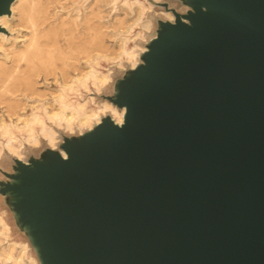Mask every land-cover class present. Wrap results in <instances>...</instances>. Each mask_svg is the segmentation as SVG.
Masks as SVG:
<instances>
[{
    "label": "water",
    "instance_id": "water-1",
    "mask_svg": "<svg viewBox=\"0 0 264 264\" xmlns=\"http://www.w3.org/2000/svg\"><path fill=\"white\" fill-rule=\"evenodd\" d=\"M159 4L173 20L101 94L122 122L1 171L38 264H264V0Z\"/></svg>",
    "mask_w": 264,
    "mask_h": 264
},
{
    "label": "bare ground",
    "instance_id": "bare-ground-1",
    "mask_svg": "<svg viewBox=\"0 0 264 264\" xmlns=\"http://www.w3.org/2000/svg\"><path fill=\"white\" fill-rule=\"evenodd\" d=\"M100 1L93 0L85 13L82 19L83 35L79 33L78 42L74 41L77 38L74 36L77 25L73 18L67 20L62 17L57 25L38 28L39 22L46 18L47 0H14L9 14L0 15V51L4 52V59L10 58L13 62L12 65H7L0 57V102L5 103L7 111H11L9 118H15L16 124L26 126L10 132L4 119L0 118V125L5 128L6 133L0 135V163L6 156L25 161L26 148L36 149L41 139L46 141L49 148L56 149L59 142L57 129L63 130L67 135L80 134L99 123L105 115H109L118 124L122 122L123 108L118 109L106 99L97 101L86 94L91 89L96 95L106 93L113 80V69L122 71L138 64L140 53L145 50V43L154 36L146 34L152 27L151 19L146 17L152 6L147 0H126L136 5V16L127 19V8L120 6L112 20L115 24H110L108 28L101 23L103 15ZM102 1L109 3V0ZM152 1L158 3L161 0ZM156 14L164 20H173L172 13L164 9ZM137 18V22L131 26ZM137 25L140 30L131 35ZM16 26L25 27L28 34L21 35V38L8 36L7 33ZM129 27L128 37L123 42L118 40L116 49L113 50L106 44V36L112 37L116 31L124 33ZM60 31L68 39L64 48L56 42ZM16 41L22 42L21 47L16 46ZM96 56L107 57L95 61L92 64L93 70L88 66L76 67L78 81L68 88L65 95L63 88L57 87L44 98L45 93H40L37 89L36 77L40 70L58 69L62 84L69 86L71 75L67 73V68L76 64L80 66L82 61L91 62ZM101 61L110 64V67L103 69ZM54 79L58 83L57 78ZM19 95L30 98L35 96L37 99L43 96L48 109L47 115L36 117L35 112L27 114L26 106L35 108L37 101L34 99L33 103H22L20 106ZM32 117H35L34 120H31ZM7 216V211L0 206V264H38L27 241L14 235Z\"/></svg>",
    "mask_w": 264,
    "mask_h": 264
},
{
    "label": "rangeland",
    "instance_id": "rangeland-1",
    "mask_svg": "<svg viewBox=\"0 0 264 264\" xmlns=\"http://www.w3.org/2000/svg\"><path fill=\"white\" fill-rule=\"evenodd\" d=\"M151 4V10L146 14V17L150 18L152 21V27L151 30L146 33L147 35L151 36L154 33V28H155V21L156 19H161L162 17L159 14H156L157 11L162 9L161 5L158 3H154L152 0H147ZM169 2L171 5H173V2L175 0H161L160 2ZM47 13H46V18L42 19L39 24L38 28L40 29H45L51 25H57L59 21L61 20L62 17H65L67 20L69 19H74L75 23L77 25V30L74 31V36L77 37L79 36V33H81V36L83 35V17L85 13L88 11L91 3L93 0H47ZM123 6L126 7L128 10V16L127 19L133 18L136 16V11H135V6L132 2H127L126 0H109V3L105 4L104 1H100V9H101V15H103V18L101 20V23L103 25L110 27V24L113 23V17L116 12H119V7ZM96 20V19H95ZM138 18L135 19L131 26L137 22ZM115 24V23H113ZM130 26V27H131ZM130 27L124 32L121 33L119 31L113 32L112 37H105V42L112 48L113 50L116 49V43L118 40H125V38L128 37L129 35V29ZM16 28V29H15ZM140 30V26H134L132 32L130 33L135 34L137 31ZM8 36L12 37H18L21 38V35H26L28 34L27 30L23 26H16L14 27V30L11 32L7 33ZM110 39V40H109ZM67 37L64 34V32L60 31L58 32L56 36V42L62 46L63 48L66 47L67 45ZM75 42H78V37L75 38ZM22 42L21 41H16V46L21 47ZM0 57L2 60H5L7 65H12V59H4V52L0 51ZM80 55L78 56V58ZM101 57H107V56H96L93 61H82L81 65L76 64V66L69 67L67 68V73L71 75V84L69 86H65L62 84V78L59 73L58 69L55 70H40L39 75L36 77V86L37 89L39 90L40 93H45L44 98L49 96V92L53 91L57 87H62L63 88V93L64 95L68 92V88L71 86H74L76 82L78 81L77 74L75 73L77 71L76 67H83V66H88L90 70H93V63ZM81 61V60H80ZM101 66L103 69L110 67V64H107L105 61H101ZM115 72L113 75L114 77L119 75V72H117V69H113ZM91 72V71H90ZM54 77L57 78L58 83L55 82ZM111 86L108 87L107 93L110 92ZM87 96L94 97L97 101L101 100L102 97L101 95H96L94 94V90L91 89V91L86 94ZM43 97V96H42ZM42 97L37 99L35 96L34 97H26V95H19V105L22 106L24 104H30L33 103L32 101L36 99L37 106L35 108H31L30 106H26L25 110L27 114H32L35 112L34 116L36 117H42V115H47L48 109L45 107V102L46 100H43ZM2 98V97H1ZM49 100V98H48ZM1 101V99H0ZM21 103V104H20ZM5 103L0 102V118L2 117L8 127V131L12 132L16 129L26 127L24 124H16L15 118H9L8 114L11 111H7V107L4 105ZM18 107L16 108V110ZM33 116V115H32ZM35 117H32L31 120H34ZM57 136L58 139L64 134L63 130L57 129ZM6 135L5 133V128L0 125V135ZM47 146L46 141L41 139L40 145L36 149H31L30 147L26 148V155H33L37 154L39 151H41L43 148ZM10 163H11V157L6 156L3 158V160L0 163V178H2L1 171L2 170H8L10 168Z\"/></svg>",
    "mask_w": 264,
    "mask_h": 264
}]
</instances>
